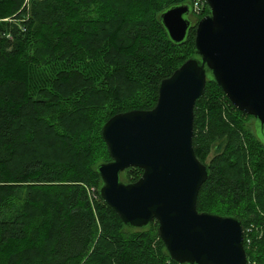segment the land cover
Instances as JSON below:
<instances>
[{"label":"trees","instance_id":"1","mask_svg":"<svg viewBox=\"0 0 264 264\" xmlns=\"http://www.w3.org/2000/svg\"><path fill=\"white\" fill-rule=\"evenodd\" d=\"M181 4L191 0H0V264H176L157 222L132 230L105 205L96 167L111 161L106 122L153 109L160 82L197 56L210 9L175 44L160 15ZM194 114L195 154L210 170L198 211L264 228V141L242 123L254 117L211 79ZM246 254L264 264V237Z\"/></svg>","mask_w":264,"mask_h":264},{"label":"water","instance_id":"2","mask_svg":"<svg viewBox=\"0 0 264 264\" xmlns=\"http://www.w3.org/2000/svg\"><path fill=\"white\" fill-rule=\"evenodd\" d=\"M204 1L210 13L196 26L197 56L160 82L153 109L116 114L103 126L111 161L96 167L99 196L126 228L157 222L176 264H249L241 221L197 209L210 170L195 154L194 111L211 79L254 117L264 141V0ZM192 12L181 4L161 13L173 43L187 39ZM131 168L142 176L125 183L121 175Z\"/></svg>","mask_w":264,"mask_h":264},{"label":"built area","instance_id":"3","mask_svg":"<svg viewBox=\"0 0 264 264\" xmlns=\"http://www.w3.org/2000/svg\"><path fill=\"white\" fill-rule=\"evenodd\" d=\"M191 2H192L194 15L199 16L203 12L206 2L204 0H191ZM21 21L26 22L27 19L26 20L21 19ZM23 30L25 31L26 28H23ZM243 237H244L243 243L245 249L250 250V248L253 245H255V243H258L263 239L264 228L256 224L246 225L245 227H243ZM248 261L249 264H251L249 258ZM252 264H256V263L253 262Z\"/></svg>","mask_w":264,"mask_h":264},{"label":"rangeland","instance_id":"4","mask_svg":"<svg viewBox=\"0 0 264 264\" xmlns=\"http://www.w3.org/2000/svg\"><path fill=\"white\" fill-rule=\"evenodd\" d=\"M206 12H207V11H206ZM203 13H204V11H203L200 15L202 16ZM200 15H199V16H200ZM201 16H200V17H201ZM242 120H243L242 123H243L244 126L246 127L245 129H246L247 131L253 133L254 135H257V134H258V136L261 137V130H260L259 127H258V129L256 130V122H257V121H255L254 118H246V117H244V119H242ZM219 143H223V145H225V144H226V137H224V138H222V139H219V140L214 144V146H215V145H218ZM214 146H213V149L211 150L210 155H209V157H208V159H207V163L210 162L211 159L216 155V151L214 150ZM24 152H25V151H24ZM23 155H24V157L29 156L28 159L32 157V156H30V155H27L26 152H25ZM122 180L124 181L125 179L122 178ZM124 182H125V181H124ZM125 183H126V182H125ZM204 196H205V197H203V200L209 202V201H208V198H211V197H210V196H207V194H204ZM132 230H137V229H132ZM139 230H140V229H139ZM137 231H138V230H137ZM37 252H38V251H37ZM37 257H41V258H44V257H45V252L43 251V249L39 250V253H38V256H37Z\"/></svg>","mask_w":264,"mask_h":264}]
</instances>
